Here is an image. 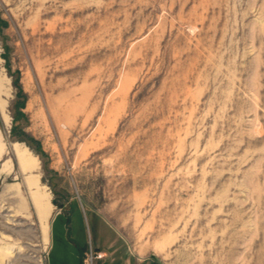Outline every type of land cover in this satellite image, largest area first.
Returning <instances> with one entry per match:
<instances>
[{"label": "rangeland", "instance_id": "1", "mask_svg": "<svg viewBox=\"0 0 264 264\" xmlns=\"http://www.w3.org/2000/svg\"><path fill=\"white\" fill-rule=\"evenodd\" d=\"M0 141V264L75 207L160 264H264V0H0Z\"/></svg>", "mask_w": 264, "mask_h": 264}, {"label": "crops", "instance_id": "2", "mask_svg": "<svg viewBox=\"0 0 264 264\" xmlns=\"http://www.w3.org/2000/svg\"><path fill=\"white\" fill-rule=\"evenodd\" d=\"M53 212L49 221L47 264H84V255L90 247L103 254V258L98 259L99 264H160L154 258L135 256L127 243L110 228L99 211L75 207L68 213L64 211L58 213L55 218ZM89 212L94 218L102 219L106 228L111 230L110 243L102 245L98 240V244L95 245L93 239L90 242L87 234Z\"/></svg>", "mask_w": 264, "mask_h": 264}, {"label": "bare ground", "instance_id": "3", "mask_svg": "<svg viewBox=\"0 0 264 264\" xmlns=\"http://www.w3.org/2000/svg\"><path fill=\"white\" fill-rule=\"evenodd\" d=\"M17 144V143H16ZM14 144V145H16ZM23 150V149H22ZM4 151V146L0 141V157L2 156ZM17 153V152H16ZM17 157L18 160L20 162V167L22 168V170L26 171V170H30L33 169L34 167V163H35V158L32 157V155L30 153L27 152L26 149H24L23 151L19 150L17 153ZM30 185H33L34 182L36 183L37 179L35 180H29ZM37 186V185H36ZM32 187V186H31ZM30 188V187H29ZM31 189V188H30ZM35 189V188H34ZM39 189V188H38ZM48 194V193H47ZM32 195V194H31ZM48 197L45 193V191L40 190L38 192L35 193L34 197H33V202H34V207L37 209V211H40V213H47L50 209V205L48 202ZM32 200V199H31ZM42 215V214H41ZM43 218V217H42ZM46 221V220H45ZM43 224V222L41 223ZM45 224V223H44ZM46 227V226H45ZM44 227V228H45ZM45 231V230H44ZM44 233V232H43Z\"/></svg>", "mask_w": 264, "mask_h": 264}, {"label": "built area", "instance_id": "4", "mask_svg": "<svg viewBox=\"0 0 264 264\" xmlns=\"http://www.w3.org/2000/svg\"><path fill=\"white\" fill-rule=\"evenodd\" d=\"M89 253H87L86 264H94L95 260L102 259L103 254L101 252L96 251L92 247L89 249Z\"/></svg>", "mask_w": 264, "mask_h": 264}]
</instances>
